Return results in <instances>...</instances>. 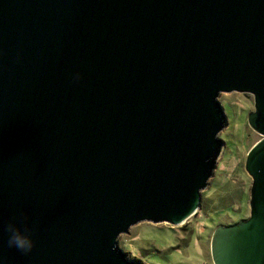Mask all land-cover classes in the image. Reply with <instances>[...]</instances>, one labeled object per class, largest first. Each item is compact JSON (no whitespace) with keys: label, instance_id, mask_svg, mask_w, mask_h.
<instances>
[{"label":"water","instance_id":"water-1","mask_svg":"<svg viewBox=\"0 0 264 264\" xmlns=\"http://www.w3.org/2000/svg\"><path fill=\"white\" fill-rule=\"evenodd\" d=\"M232 91L260 137L210 256L264 264V0H0V264H142L117 237L196 212Z\"/></svg>","mask_w":264,"mask_h":264},{"label":"rangeland","instance_id":"rangeland-1","mask_svg":"<svg viewBox=\"0 0 264 264\" xmlns=\"http://www.w3.org/2000/svg\"><path fill=\"white\" fill-rule=\"evenodd\" d=\"M226 124L218 133L221 152L213 174L201 190L196 212L181 225L138 222L117 237V245L142 264H213L209 243L214 228L249 214L251 177L244 169L250 146L260 137L247 124L253 110L250 93L221 92Z\"/></svg>","mask_w":264,"mask_h":264},{"label":"clouds","instance_id":"clouds-1","mask_svg":"<svg viewBox=\"0 0 264 264\" xmlns=\"http://www.w3.org/2000/svg\"><path fill=\"white\" fill-rule=\"evenodd\" d=\"M8 232L10 233L8 244L23 252H30L34 246L33 241L29 235L20 231L14 225H8Z\"/></svg>","mask_w":264,"mask_h":264}]
</instances>
